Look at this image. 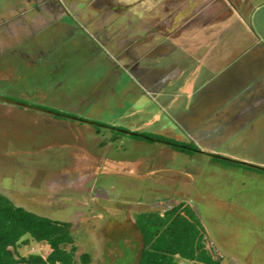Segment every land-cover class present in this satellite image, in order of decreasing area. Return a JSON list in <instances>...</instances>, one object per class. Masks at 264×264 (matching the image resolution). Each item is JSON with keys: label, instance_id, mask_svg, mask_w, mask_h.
<instances>
[{"label": "rangeland", "instance_id": "374dc122", "mask_svg": "<svg viewBox=\"0 0 264 264\" xmlns=\"http://www.w3.org/2000/svg\"><path fill=\"white\" fill-rule=\"evenodd\" d=\"M167 1L0 0V192L16 204L45 206L42 216L74 222L76 264H84L83 254L88 264H138L136 215L179 201L197 210L225 263L264 264V126L237 136L236 129L211 135L183 128L178 111L192 103L183 94L195 81L194 61L160 95L130 67L135 37L162 40L150 27H161ZM169 1L174 10L189 3ZM248 15L219 25L231 28L212 40L235 41V27L250 40L264 37V0ZM120 131L198 140L203 153ZM45 247L33 242L21 253L46 256Z\"/></svg>", "mask_w": 264, "mask_h": 264}, {"label": "crops", "instance_id": "0c3cea01", "mask_svg": "<svg viewBox=\"0 0 264 264\" xmlns=\"http://www.w3.org/2000/svg\"><path fill=\"white\" fill-rule=\"evenodd\" d=\"M255 1L188 0L186 7L174 10L168 0L161 27L149 28L151 32L159 31L162 40L157 41L156 37L148 35L146 39L135 37V42L131 41L130 67L147 81V88L153 94L160 95L171 80L182 79L190 61H194L195 81L190 91L183 94L190 97L192 103L185 110L178 111L183 128L203 130L211 135L218 134L216 129L224 132L236 129L234 134L237 136L246 129L254 132L253 129L264 126V37L257 35L256 39L250 40L246 33L235 27L232 28V31H238L235 41L212 40L215 35L231 28L219 25L230 23L235 15L240 19L250 16ZM6 20L8 32L9 20ZM259 21L263 26L262 17ZM149 29L144 31L149 32ZM244 40L247 41L245 45ZM145 57L150 62L161 61L150 64L153 68H143L140 61ZM11 200L15 203L14 198ZM16 205L33 207L38 211L36 214L44 215L45 206L35 201ZM45 251L47 256L50 252L48 246Z\"/></svg>", "mask_w": 264, "mask_h": 264}, {"label": "trees", "instance_id": "16d2710c", "mask_svg": "<svg viewBox=\"0 0 264 264\" xmlns=\"http://www.w3.org/2000/svg\"><path fill=\"white\" fill-rule=\"evenodd\" d=\"M139 135L130 136L137 140L163 141L190 156L200 151L194 142L184 143L153 136L150 138L154 140H149ZM213 159L223 164L263 172L259 168L220 157ZM135 225L143 240L138 264H237L225 263V259L215 251L200 215L186 201H179L163 212H141L135 217ZM33 242L48 246L49 254H22V248ZM77 252L73 224L17 206L0 192V264H76ZM81 261L88 264L90 255H81Z\"/></svg>", "mask_w": 264, "mask_h": 264}, {"label": "water", "instance_id": "95a60500", "mask_svg": "<svg viewBox=\"0 0 264 264\" xmlns=\"http://www.w3.org/2000/svg\"><path fill=\"white\" fill-rule=\"evenodd\" d=\"M10 102H13V103H15V104H17V105H21V106H26V107H29V105H27V104H23V103H19V102H15V101H13V100H9ZM46 111H48V112H52V111H50V110H46ZM52 114H54L55 116H59V117H62V118H70V119H78V120H81V121H84V122H87V123H89V124H91V125H96V123L95 122H93V121H90V120H85V119H81V118H77V117H71V116H67V115H65V114H62V113H56V112H52ZM102 126H104L105 128H109V126H105V125H102ZM127 134H129V135H135V133H131V132H126ZM140 137H142V138H144V139H149V140H154L153 138H150V137H147V136H143V135H139ZM155 142H161V143H165V144H167V145H169V146H171V144H168V143H166V142H163V141H159V140H155ZM199 153H201V151H199ZM210 156H212V157H219V156H217V155H213V154H209ZM255 168H259V167H255ZM259 169H261V170H263L262 168H259Z\"/></svg>", "mask_w": 264, "mask_h": 264}]
</instances>
